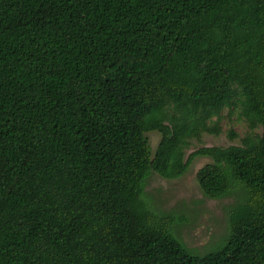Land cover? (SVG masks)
I'll return each instance as SVG.
<instances>
[{"label":"trees","instance_id":"trees-1","mask_svg":"<svg viewBox=\"0 0 264 264\" xmlns=\"http://www.w3.org/2000/svg\"><path fill=\"white\" fill-rule=\"evenodd\" d=\"M197 155L245 192L204 255L144 197ZM0 264H264V0H0Z\"/></svg>","mask_w":264,"mask_h":264},{"label":"rangeland","instance_id":"rangeland-1","mask_svg":"<svg viewBox=\"0 0 264 264\" xmlns=\"http://www.w3.org/2000/svg\"><path fill=\"white\" fill-rule=\"evenodd\" d=\"M221 129L219 134L205 132L199 139H193L185 158L188 159L192 152L202 146L240 144L241 137L250 131L239 110L230 111L228 108L222 112ZM231 129L239 134L236 138L230 136ZM147 135L152 148L156 149L160 133L151 131ZM209 161V157L195 156L187 171L178 178L168 179L153 173L146 181L144 193L155 212L174 218L172 229L175 235L188 246L191 253L199 255L226 244L230 232L228 211L233 204L245 197L241 187L218 198L206 195L198 182L197 174Z\"/></svg>","mask_w":264,"mask_h":264}]
</instances>
